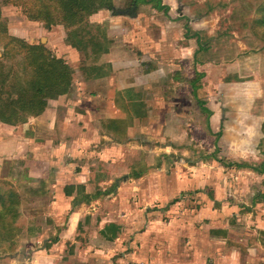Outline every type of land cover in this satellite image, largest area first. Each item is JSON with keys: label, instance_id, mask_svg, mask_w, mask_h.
Instances as JSON below:
<instances>
[{"label": "rangeland", "instance_id": "1", "mask_svg": "<svg viewBox=\"0 0 264 264\" xmlns=\"http://www.w3.org/2000/svg\"><path fill=\"white\" fill-rule=\"evenodd\" d=\"M135 1L111 0L109 8L93 12L112 15L135 5L139 19L119 27L138 31L137 58L156 68L150 96L157 97L150 102L159 106L150 109V119L173 123L172 132L158 126L151 138L156 145L172 140L174 157L164 164L167 184L154 168L148 173L153 164H135L145 168L143 188L152 186L155 193L159 187L154 195L136 193L134 182L113 181L110 196L96 204L107 219L124 220L125 228L107 230L118 234L110 264H154L151 256L160 251L176 254L173 264H264V0H164L162 5L171 2L166 9H156L155 0ZM52 3L0 0V79L28 75L9 39L13 30L26 42L73 44L79 64L101 62L89 50L110 44L106 23L86 18L65 26L58 13L48 24L32 17ZM163 28L178 35L169 42L160 36Z\"/></svg>", "mask_w": 264, "mask_h": 264}, {"label": "crops", "instance_id": "2", "mask_svg": "<svg viewBox=\"0 0 264 264\" xmlns=\"http://www.w3.org/2000/svg\"><path fill=\"white\" fill-rule=\"evenodd\" d=\"M132 6L131 16L122 12L130 8L120 7L112 15L101 9L87 17L107 26L110 44L103 51L89 50L101 62L79 64L73 44L44 43L72 69L67 90L41 96L42 109L22 120L0 119V264H110V245L125 226L123 219H107L105 208L96 205L110 196L109 183L134 182L136 193L154 195L159 187L155 193L152 186L143 188L145 168L135 166L145 161L146 168L156 166L148 173L154 168L167 184L164 164L173 160V143L156 145L151 133L158 126L172 132L173 122L163 119L162 128L150 119L159 106L150 102L157 97L150 96L156 68L137 58L138 31L119 27L139 19ZM172 30L163 28L160 36L170 42L178 35ZM128 36L131 44L125 42ZM114 188L118 197L121 186ZM111 228L117 232L109 234ZM175 255L160 251L151 257L154 264H173Z\"/></svg>", "mask_w": 264, "mask_h": 264}, {"label": "trees", "instance_id": "3", "mask_svg": "<svg viewBox=\"0 0 264 264\" xmlns=\"http://www.w3.org/2000/svg\"><path fill=\"white\" fill-rule=\"evenodd\" d=\"M155 1L156 8H167L160 4L161 0ZM110 5L111 0H55L51 5L42 4L32 17L42 18L48 24L54 21L51 13H58L60 21L70 26L86 19L95 9L109 8ZM9 39L15 42L23 55V67L28 72L21 79H0L1 89L5 90V96L0 91V119L16 122L24 119L25 113L42 109L41 96L65 92L70 84L72 69L43 43H29L13 35Z\"/></svg>", "mask_w": 264, "mask_h": 264}, {"label": "water", "instance_id": "4", "mask_svg": "<svg viewBox=\"0 0 264 264\" xmlns=\"http://www.w3.org/2000/svg\"><path fill=\"white\" fill-rule=\"evenodd\" d=\"M123 13L129 12V14H134V6H132L130 9L122 10Z\"/></svg>", "mask_w": 264, "mask_h": 264}]
</instances>
